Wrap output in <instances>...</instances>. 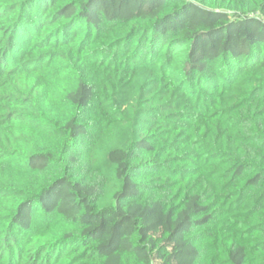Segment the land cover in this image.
<instances>
[{
  "label": "trees",
  "instance_id": "1",
  "mask_svg": "<svg viewBox=\"0 0 264 264\" xmlns=\"http://www.w3.org/2000/svg\"><path fill=\"white\" fill-rule=\"evenodd\" d=\"M0 264H264V0H0Z\"/></svg>",
  "mask_w": 264,
  "mask_h": 264
}]
</instances>
